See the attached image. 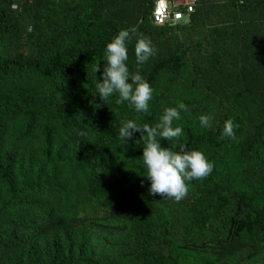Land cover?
<instances>
[{"label": "trees", "instance_id": "16d2710c", "mask_svg": "<svg viewBox=\"0 0 264 264\" xmlns=\"http://www.w3.org/2000/svg\"><path fill=\"white\" fill-rule=\"evenodd\" d=\"M155 7L0 0V264H264V0H196L175 25L155 24ZM132 28L155 49L138 65L127 44L147 113L96 95L106 45ZM180 103L179 143L214 168L176 202L149 194L141 134L119 129Z\"/></svg>", "mask_w": 264, "mask_h": 264}, {"label": "clouds", "instance_id": "9594fccd", "mask_svg": "<svg viewBox=\"0 0 264 264\" xmlns=\"http://www.w3.org/2000/svg\"><path fill=\"white\" fill-rule=\"evenodd\" d=\"M135 37V59L138 65L145 63L155 55V49L149 38L137 33L135 28L122 29L106 45L103 60L106 62L102 81L96 79L95 89L101 101L106 104L109 98L118 96L117 103L134 107L137 113L149 111V101L153 98L150 83L142 77L139 71L131 73L127 65V44ZM94 73L100 71L99 64L95 65ZM101 105L96 104L99 108ZM180 110L188 111L185 104L178 107L164 109L162 116L154 126L138 125L135 121L122 122L119 138L125 143L133 132H140L144 142L143 153L140 157L146 170V178L151 182L149 194L162 198L174 199L176 202L184 199L189 192V182L202 180L209 176L214 168L206 155L199 150H189L183 143H179L183 135L180 126H174V121L181 119ZM212 117L201 115V127L211 126ZM238 127L229 119L225 121L223 136L235 139L234 128ZM83 135V133H82ZM169 141L168 147H162L160 141Z\"/></svg>", "mask_w": 264, "mask_h": 264}, {"label": "built area", "instance_id": "2783aa9c", "mask_svg": "<svg viewBox=\"0 0 264 264\" xmlns=\"http://www.w3.org/2000/svg\"><path fill=\"white\" fill-rule=\"evenodd\" d=\"M195 4L196 0H156L154 22L157 25L188 24Z\"/></svg>", "mask_w": 264, "mask_h": 264}, {"label": "rangeland", "instance_id": "374dc122", "mask_svg": "<svg viewBox=\"0 0 264 264\" xmlns=\"http://www.w3.org/2000/svg\"><path fill=\"white\" fill-rule=\"evenodd\" d=\"M250 264H262L261 258L256 257Z\"/></svg>", "mask_w": 264, "mask_h": 264}]
</instances>
